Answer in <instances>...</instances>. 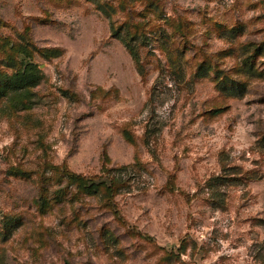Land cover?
Segmentation results:
<instances>
[{
	"label": "rangeland",
	"instance_id": "374dc122",
	"mask_svg": "<svg viewBox=\"0 0 264 264\" xmlns=\"http://www.w3.org/2000/svg\"><path fill=\"white\" fill-rule=\"evenodd\" d=\"M0 264H264V0H0Z\"/></svg>",
	"mask_w": 264,
	"mask_h": 264
}]
</instances>
